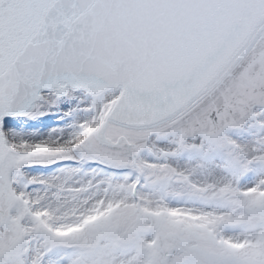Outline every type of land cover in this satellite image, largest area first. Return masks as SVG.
<instances>
[{
    "label": "snow or ice",
    "instance_id": "snow-or-ice-1",
    "mask_svg": "<svg viewBox=\"0 0 264 264\" xmlns=\"http://www.w3.org/2000/svg\"><path fill=\"white\" fill-rule=\"evenodd\" d=\"M0 264H264V0H0Z\"/></svg>",
    "mask_w": 264,
    "mask_h": 264
}]
</instances>
